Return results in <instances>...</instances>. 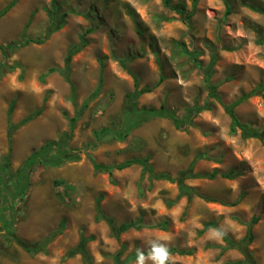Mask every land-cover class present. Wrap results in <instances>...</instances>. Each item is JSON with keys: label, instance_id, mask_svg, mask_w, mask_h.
I'll use <instances>...</instances> for the list:
<instances>
[{"label": "rangeland", "instance_id": "obj_1", "mask_svg": "<svg viewBox=\"0 0 264 264\" xmlns=\"http://www.w3.org/2000/svg\"><path fill=\"white\" fill-rule=\"evenodd\" d=\"M13 1L0 0V11ZM193 2L16 0L0 18V64H6L0 79V113L7 124L10 104L21 99L16 104L22 117L15 124L20 125L17 132L41 120L55 137L61 130L70 134V119L103 76L101 94L89 103L69 141L80 159L60 168L35 167L26 196L13 207V229L20 238L33 243L54 238L45 252L30 255L2 233L0 264H87L81 254L70 256L82 236L88 239L93 264H115L117 255L124 261L138 247L147 250V242L157 238L168 248L194 250L192 255H174L178 264H225L241 253L235 249L221 253L219 246L210 245L222 242L220 231L237 241L244 238L255 216L260 220L250 249L257 263L264 264V139L245 138L240 129L231 133V117L211 96L205 80L214 52L211 83L219 85L221 102L230 105L255 92L235 113L242 123L264 130V0H198L195 9ZM24 36L47 39L6 49ZM80 44L83 49L71 61V79L77 88L73 102L71 86L59 72L43 74L49 68H63L72 48ZM190 55H195L194 60ZM134 77L139 89H152L138 98L140 109L165 107L179 118L195 105L206 109L182 129H176L169 118H154L123 141L113 137L98 141L96 131L122 123L127 95L136 90ZM40 109L41 114L21 125ZM34 128L25 130L15 143L19 148L10 156L13 173L40 146L32 143V150L24 146ZM0 144L1 161L9 154L7 138ZM90 157L106 166L144 157L156 173L174 176L196 160L194 172L207 177L186 180L199 195L190 202L184 196L169 206L167 202L179 194L175 183L153 180L148 173L143 176L139 164L97 173ZM231 171L236 173L233 178L224 177ZM214 173V178L208 176ZM55 180H64L68 190L55 188ZM99 197L103 213L118 225L141 219L142 228L115 238L108 224L98 219ZM210 221L221 229L209 236L201 231ZM165 222L163 230L160 224Z\"/></svg>", "mask_w": 264, "mask_h": 264}, {"label": "trees", "instance_id": "obj_2", "mask_svg": "<svg viewBox=\"0 0 264 264\" xmlns=\"http://www.w3.org/2000/svg\"><path fill=\"white\" fill-rule=\"evenodd\" d=\"M167 2L168 0H164ZM16 0L13 1L7 8H5L3 11H0V18L4 16L11 7L14 6ZM198 0H194L193 2V9L196 8ZM231 10L227 8V14H230ZM51 14V13H49ZM56 15V14H55ZM30 25V22L27 24V27ZM26 27V28H27ZM47 37H43L41 39H28L26 36H24L21 40H17L14 42H11L7 45L6 49L9 50H16L19 48H23L28 46L31 43L35 44H42L46 41ZM84 45H76L69 53V56L65 60V65L63 68H49L47 71L44 72L43 76H47L50 74H53L55 72H59L62 77L70 84L71 86V98L72 101L75 102L77 98V88L74 84V82L71 79L72 71H71V61L72 57L77 54L79 51L83 49ZM4 49V50H3ZM5 48L2 47V53L3 57H5ZM211 60L208 64V68L205 71V80L208 84V87L211 91V96L215 98L218 102H220L225 111L229 114L231 117V133H236L238 129L241 130L242 136L245 138H256V139H264V130H258L253 129L249 127L247 124H244L240 121L238 116L235 113V108L245 102L250 96H252L255 92H252L248 94L247 96L241 97L236 102L226 105L221 102L218 87L219 85H213L211 83V79L213 77V69L216 64V56L214 52H212ZM192 59L194 60L195 55H190ZM6 68V64L4 62H1L0 64V79L2 78L4 74V69ZM135 81V88L136 90L127 95L128 99V106L124 110L122 123L120 125H117L115 123H111L109 126H107L104 129L98 130L94 133L95 138L98 141H102L105 138L113 137L114 139L118 141L125 140L135 129L140 127L142 124L154 119V118H169L172 120L174 126L176 129H182L184 125L191 124L192 116L195 114L201 113L203 110L206 109V107H201L199 105H195L191 109H188L189 114L179 118L170 109H167L165 107H161L160 109H140L137 105V100L140 98L141 95L145 93H149L152 89L142 88L139 89V79L137 77H134ZM164 81V78H160V81L158 84ZM157 84V85H158ZM156 85V86H157ZM103 87V76L99 80V84L97 89L92 92L90 97L83 103L81 108L76 112V115L74 118L70 119L69 126L71 133L64 132L58 136V139L56 141H48L44 145L41 146V148L37 151H34L25 161V164L23 168L13 173L10 169V156H11V147H12V138L14 135V132L20 127V125H15L12 123V114L15 109L14 103H12L9 107L8 111V142H9V154L8 156L2 157L0 161V234H5L4 236H10L13 241L20 247L22 250L27 252L30 255H36L40 252H45L47 245L51 242V240L54 238L48 237L47 239L41 241V242H29L22 238H20L16 232L13 229L14 224V205L18 200L24 199V197L27 194V191L31 185V172L32 170L37 166H42L46 168H60L64 166L68 162H74L78 161L80 159L78 151H75L74 149L69 148V141L72 138V132L76 128L77 121L81 118L83 113L87 110L88 105L91 101L95 100L99 97L101 94ZM42 110H37L34 114L28 116L26 119L23 120L21 125L27 124L31 120H33L35 117H37L39 114H41ZM90 160L93 164V167L95 169V172H108L111 173L114 169L117 170H124L126 168L131 167L134 164H139L143 167V176L144 174L148 173L149 178L159 181H168L170 183H175L178 187L179 194L175 200L168 201L169 206L175 205L180 199H182L184 196L188 197V202H190L191 197L197 193V191L188 186L185 181L188 179L193 178H204L207 177V175H200L196 174L194 172L195 163L196 160H194L191 165L184 170H181L178 172L176 176L167 173H156L152 167V165L149 163L148 158L144 159H131L127 160L126 162L122 164H116L113 166H106L103 164H99L95 162L91 157ZM235 172L231 171L229 173L224 174V177L231 179L233 178ZM217 175V173H214L212 175H208L211 178H214ZM66 182L64 180H55L54 186L55 188H60V186L64 187V191L68 190L66 187ZM205 200L211 201L209 197H204ZM101 201L102 198L99 197L96 202V209L98 214L99 220H104L110 230L113 236L117 239L120 238L121 234L127 232L131 228L134 229H140L142 228V221L137 220L135 222L131 223H122L121 225H118L116 221L109 216H106L101 208ZM259 217H253L252 220L249 222L248 229L246 236L237 241L232 239L230 236L226 235L224 232H221V237L224 242V246H219L221 249V253L226 252L229 249H235L238 250L242 256V260L238 261H230L225 264H258L256 259L253 256V252L250 249L251 245L253 244L255 240V234H254V226L259 222ZM160 227L165 230L167 229V223L160 224ZM210 229H218V225L215 222H207L204 224V228L202 229L201 233H205L206 231ZM62 229H59L57 232L58 234H61ZM87 243L88 239L85 237H81L80 242L78 246L73 249L70 252V256H74L76 254H81L87 264H93V260L91 255L89 254V251L87 249ZM211 247H215L216 245H210ZM178 253L180 255H192L194 253V250H177V249H170V254ZM136 260V253H133L127 257L126 260L122 261L121 257L119 255L114 257L115 264H130L131 262Z\"/></svg>", "mask_w": 264, "mask_h": 264}, {"label": "crops", "instance_id": "obj_3", "mask_svg": "<svg viewBox=\"0 0 264 264\" xmlns=\"http://www.w3.org/2000/svg\"><path fill=\"white\" fill-rule=\"evenodd\" d=\"M20 101H21V99L18 101V102H13L14 103V105H15V109H14V112H13V114H12V117H13V115H14V120L12 121V123H14V124H17V123H20L21 121H20V118H22V117H20V115L18 114V112H17V108H16V104H19L20 103ZM12 104V103H11ZM10 104V105H11ZM10 107V106H9ZM41 110V109H40ZM8 111H9V108H8ZM37 111V110H36ZM17 112V113H16ZM15 113H16V115H15ZM3 117V115L0 113V143L2 142V141H4V139L5 138H7V142H8V128H9V123H5L4 122V118H2ZM28 117V116H27ZM26 117V118H27ZM26 118H24V119H26ZM23 119V120H24ZM22 120V121H23ZM42 120H44V118L42 117ZM7 121H8V114H7ZM28 124V123H27ZM33 127H35L34 129L35 130H33L34 132H32L31 131V133H32V135L31 136H29L25 141H24V146L26 147V148H28V147H30L29 149H31L32 150V143H35V144H40V146L38 147V148H36L35 150H33L30 154H29V156L34 152V151H37V150H39L40 148H41V146L42 145H44L46 142H48V141H56L58 138V135L55 137L54 136V134L50 131V129H49V127H48V125L46 124L45 125V123H44V121L42 122L41 120H34V124H28L27 125V127H25V129H23V128H21L18 132L17 131H15L14 132V135H13V138H12V147H11V153H13V151H15V154L18 152V150H17V152H16V149H18L19 148V146H16L15 147V143L16 142H18V140L20 139V137L22 136V133L23 132H25V130H32L31 128H33ZM59 133H63V130H61V132H59ZM58 133V134H59ZM2 148V145L0 144V149ZM9 150H10V147H9V142H8V149H7V151H8V153H9ZM6 156V155H5ZM28 156V157H29ZM27 157V158H28ZM27 158H26V160H27ZM131 159H135V158H129V159H127V160H131ZM137 159H144V157L143 158H137ZM127 160H125L124 162H126ZM135 165H137V164H134V165H132L131 167H133V166H135ZM152 165V164H151ZM140 166V165H139ZM131 167H129V168H131ZM129 168H126V169H129ZM126 169H124V170H126ZM142 169H143V167H142ZM149 175V174H148ZM147 176V175H146ZM147 177H149V176H147ZM189 180V179H188ZM159 181H163V180H159ZM210 222H215V221H210ZM215 223H217V222H215ZM204 228V227H203ZM218 229H221V227L218 225ZM216 229H210V230H208V231H206L205 232V234H207V235H211V234H213V232L215 231ZM241 239H243V238H241ZM240 239V240H241ZM211 245H215V244H211ZM224 246V242H223V240H222V242L220 243V242H218V244L216 245V246ZM170 249H176V248H169V250ZM146 251V250H145ZM240 253V252H239ZM174 255L177 257V256H179L180 254H178V253H173V254H170V262H169V264H178L180 261H179V259L178 258H176V257H174ZM240 257L238 258V259H236V260H233V261H238V260H242L243 259V256H242V254H240L239 255ZM173 257V258H172ZM19 260V259H18ZM171 260H175V261H172L171 262ZM22 261H25V258H22ZM174 262H176V263H174Z\"/></svg>", "mask_w": 264, "mask_h": 264}, {"label": "clouds", "instance_id": "obj_4", "mask_svg": "<svg viewBox=\"0 0 264 264\" xmlns=\"http://www.w3.org/2000/svg\"><path fill=\"white\" fill-rule=\"evenodd\" d=\"M217 235H220L219 233ZM170 250L160 239H151L147 242V250L136 249L135 264H169Z\"/></svg>", "mask_w": 264, "mask_h": 264}]
</instances>
